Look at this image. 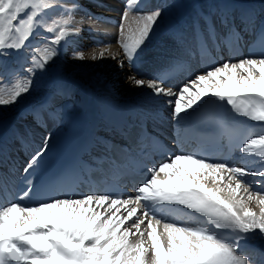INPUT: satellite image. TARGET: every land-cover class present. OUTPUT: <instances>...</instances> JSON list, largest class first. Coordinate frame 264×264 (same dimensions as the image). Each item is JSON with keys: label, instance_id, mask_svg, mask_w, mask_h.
I'll use <instances>...</instances> for the list:
<instances>
[{"label": "snow or ice", "instance_id": "6c2138e0", "mask_svg": "<svg viewBox=\"0 0 264 264\" xmlns=\"http://www.w3.org/2000/svg\"><path fill=\"white\" fill-rule=\"evenodd\" d=\"M139 4L140 0H126L119 24L117 42L129 62L161 16L158 8L141 13ZM78 7L75 0H0V58L26 49L31 53L32 65L24 70L22 78L9 79L7 84L0 78V105L14 104L28 93L35 71L43 70L57 55L55 46L79 34V29L72 27V13ZM134 11L138 14L131 15ZM247 19L252 23L251 15ZM41 31L51 36H42ZM214 31L215 24L207 39H212ZM260 33L264 37V26ZM34 36L47 40L48 45H26ZM107 51L101 50L99 56L103 58ZM75 58L84 59V53L77 51ZM96 58L93 54L92 59ZM168 74L148 81L131 79L138 86L147 84L158 96H175L168 103L173 105L172 117L177 121L185 119L182 113L193 109L204 97L213 96L234 113L258 122V131L250 132L236 145L252 159L237 167L181 152L149 168V176L137 187L135 198L112 194L76 198L65 194L34 205L10 202L0 206V264H252L251 258L238 253V249L246 239L243 234L259 231L264 235V52L260 58L225 61L206 74H197L178 92L157 82ZM230 88L238 91L233 93ZM47 148L46 137L30 156L25 173L38 164ZM185 162L196 165V170L183 167ZM209 182L212 187L207 186ZM252 185L257 186L254 193L249 192ZM32 191L29 180L18 200ZM253 201L259 212L249 206ZM117 205L125 209L126 215H117ZM184 210H188L184 221L177 222L170 216ZM128 221L132 223L125 228ZM226 229L235 236L227 238L223 232Z\"/></svg>", "mask_w": 264, "mask_h": 264}, {"label": "bare ground", "instance_id": "6f19581e", "mask_svg": "<svg viewBox=\"0 0 264 264\" xmlns=\"http://www.w3.org/2000/svg\"><path fill=\"white\" fill-rule=\"evenodd\" d=\"M148 1L140 0V11ZM199 1L204 4L206 0ZM214 1L218 5V12L215 14L218 22L225 17L235 15L238 10H242V7L255 10L257 24L264 16V0H232L233 6L238 7L235 9L236 12H231L229 8L226 9L225 3L230 0ZM75 2L79 7L72 13L74 16L72 27L78 28L79 34L55 46L57 55L46 64L43 70L35 71L28 93L22 94L14 104L0 105V147L4 150L0 163L4 176H12L11 168L7 169L9 164L14 163L19 166L22 162H28L30 156L42 145L46 137L48 146L56 143L69 125L67 118L70 119L77 113L84 114L86 122H95L102 129L107 120L114 119L115 121L118 118H125L130 110L135 117L139 112H143L150 118L152 124L159 125L160 121L167 122L165 126L171 132L178 122L172 117L173 105L168 103L169 100H175V96L163 94L158 96L147 84L136 85L131 77L145 81L151 80V70H155L171 58L183 55L184 46H190V39L187 35L189 30L182 44L173 41L171 37L164 36L163 32L177 25H181L183 29L189 26L194 17L190 5L191 0H151L152 8L166 5L167 8H164L166 16H163L167 17V20L164 26L154 25L144 44L135 52L133 59L141 58L143 61V66L138 70L128 64V59L117 42L119 24L125 10L126 0H75ZM252 27L253 30L257 28L255 24ZM155 39H157L156 42H154ZM30 44L44 47L48 45V41L34 37V41ZM104 49L108 51L101 58L99 52ZM77 51L84 53V59L74 58ZM14 54L7 58H0V65H3V68H0V78L5 84L9 79L24 77L26 75L24 70L32 67L29 51L25 50L24 54L19 57ZM93 54H96V59H92ZM9 73L12 75L9 76ZM178 90L179 88L173 91L178 92ZM230 91L235 93L238 90L230 88ZM210 98L215 97L206 96L202 100ZM45 101L50 103L46 107L42 105ZM33 110H37L41 116L31 117ZM50 111L54 114H50ZM190 111L191 109L186 114ZM8 121L13 124L9 125ZM64 122L66 123L63 124ZM28 129L31 130V134L27 133ZM8 131H11V134L5 138ZM248 159L252 158L248 157ZM245 161L246 159L239 160L237 167L243 166ZM182 166L190 170L197 168L196 165L187 162ZM250 166L256 167L255 164ZM247 179L255 178L248 177ZM207 186L212 187V184L209 182ZM256 190V185L249 188V192L252 193ZM222 195H227V193H222ZM241 195L246 197L247 193L241 191ZM261 195H264V191H261ZM249 206L259 212V207L254 201L250 202ZM93 207H96L95 202H93ZM117 207H120L117 215H126L123 207L120 205ZM104 208H107V204ZM104 208H98V210L102 212ZM141 213L142 210L138 211V215ZM131 223L132 221L126 222L124 227H129ZM146 224L147 221L141 228L143 229ZM248 235L253 236L252 241L264 247V235L259 231L248 233Z\"/></svg>", "mask_w": 264, "mask_h": 264}, {"label": "rangeland", "instance_id": "374dc122", "mask_svg": "<svg viewBox=\"0 0 264 264\" xmlns=\"http://www.w3.org/2000/svg\"><path fill=\"white\" fill-rule=\"evenodd\" d=\"M155 9H157V8H155ZM159 10H160V12H161V16L157 19V21H156V23L154 24V25H157V26H163V25H165L166 24V20H167V17H164V16H166V13H165V9L163 8V7H161V8H158ZM154 9H147V10H144V12H142L143 14H148V13H150L151 11H153ZM59 13H57V15H58ZM136 14H138L137 12H133L131 15H136ZM164 15V16H163ZM165 19V20H164ZM160 21V22H159ZM153 25V26H154ZM41 34H49V33H47L46 31H41ZM49 35H51V34H49ZM35 37V36H34ZM34 37H30L29 38V41H27L28 43H26V45L27 44H29V43H32L33 41H34ZM157 41V39H155V41L154 42H156ZM153 42V44H155ZM25 50L26 49H22V50H20L19 52H15V51H13V53L12 54H14L15 56H19L20 54H24V52H25ZM76 53V52H75ZM75 58V57H74Z\"/></svg>", "mask_w": 264, "mask_h": 264}]
</instances>
